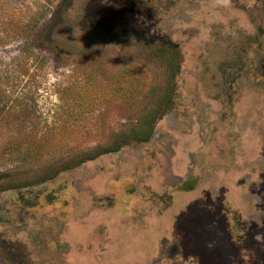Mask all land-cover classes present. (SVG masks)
Segmentation results:
<instances>
[{
    "label": "rangeland",
    "instance_id": "1",
    "mask_svg": "<svg viewBox=\"0 0 264 264\" xmlns=\"http://www.w3.org/2000/svg\"><path fill=\"white\" fill-rule=\"evenodd\" d=\"M8 3L15 7L14 19L32 22L39 31L44 28L57 50L64 49L72 55L59 58L61 53L42 49L33 42L6 38L0 43V90L8 99L4 109L13 110L12 100L29 96L28 102L25 101L27 111L21 115L25 129L18 124L17 131H31L40 122L42 127L65 125L71 137L39 161L17 162L2 168L0 185L2 182L27 184L50 177L59 168L76 166L91 150L109 148L116 139L130 134L142 116L155 107L164 88H168L166 60L155 51L162 44L177 45L184 55L178 78V107H183L191 116L174 115L158 120L156 132L166 131L174 137L171 146L175 154L172 157L169 154L168 169L155 175L156 188L168 180L181 181L189 167L198 161L196 170L200 167L202 171L200 181L194 197H186L177 213L175 233H181L189 251L195 242L206 257L216 249L214 252H219L221 257L215 260L216 264H240L245 249L249 252L244 258L246 264H264V181L257 189L263 192V215L252 227L258 233H247L245 244L239 246L243 251L229 245L227 238L224 240L226 224L220 212L221 195L216 196L214 188L227 179L230 174L226 172L234 171L230 161L239 166L247 159L250 169L261 158L264 160V85L249 77V83L242 85L235 101L222 104L231 82L228 61L233 50L239 49L246 38L234 36L230 41L216 43L214 31L210 29L212 24L221 22L226 34L238 27L236 24L227 28V23L233 22L232 17L236 15L239 26H243L240 23L247 16L231 7L232 10L230 5H222L220 12L213 6L201 5L186 10L193 27L178 16L175 20L183 23L174 28L173 24L164 23L163 0H9ZM175 29L180 33H174ZM260 53L259 50L250 55L247 65L251 63L254 67L253 56L257 58ZM74 54L82 56L76 59ZM120 61L145 71L148 84L136 98L128 91H117L123 83L111 77L110 72ZM75 85L93 89L90 91L97 93L98 104L92 107L85 104L78 113L68 110L69 94ZM3 132L8 136L16 130L10 128ZM155 144L156 140L148 144L133 143L97 161L103 164L114 158L131 162L136 160V154L148 160L150 155L157 156L149 152L159 148ZM158 158L160 163L166 164L168 160L159 153ZM80 169L81 166L61 172L54 179L21 191L0 194V264H92V259L83 260L86 253L81 250L80 238L71 240L65 234L71 226L79 225L80 229L81 220L74 217L75 223L74 220L63 222L68 216L66 195L72 179L81 175ZM106 175H99L102 182L98 176H90L88 184L103 183L109 176ZM247 209L253 210L249 205ZM93 231V236H97ZM59 242L72 247L78 257L67 255V260L60 261L56 254L59 250L52 251ZM42 246H50L51 250L41 254ZM90 255L96 256L97 251Z\"/></svg>",
    "mask_w": 264,
    "mask_h": 264
},
{
    "label": "flooded vegetation",
    "instance_id": "2",
    "mask_svg": "<svg viewBox=\"0 0 264 264\" xmlns=\"http://www.w3.org/2000/svg\"><path fill=\"white\" fill-rule=\"evenodd\" d=\"M163 1L164 4L161 8L164 9L162 15L165 18L164 23L173 24L174 28L176 24L183 23L175 20L178 16L188 21L190 15L186 10L196 9L201 5L202 7L213 6L218 12L222 10V5H230V8L239 10L246 15L247 17L240 23L243 26H239V19H236V15L232 17L233 22L227 23V28L236 24L238 27H235L234 31L228 30L226 34L223 32L224 25L221 22L212 24L210 28L211 31H214L213 40L216 43H221L225 39L230 41L234 36L246 38L239 49L235 48L233 50L234 53L228 61L231 82L226 87V97L222 104L234 102L242 85L250 81L249 77H255L259 84L264 85V0ZM186 25L193 27V22L188 21ZM173 32L180 33L176 29ZM225 35L227 36L225 37ZM259 50L261 53L257 55V58L253 56L252 63L254 67L251 63L247 65L248 57L258 53ZM181 72L182 68L176 76L178 86H180L178 78ZM243 78L245 80H242ZM175 101L174 106L159 119L165 120L168 116L173 118L174 115L179 116L178 118L184 115L191 116L187 112L185 113L183 107L179 109L178 95L175 97ZM157 123L158 121L154 125L149 138L141 142L142 144H148L152 140H156L155 146L159 148H152L155 150L149 152H153L157 156L150 155V158L145 160L144 156H137L138 154H136L134 155L135 161L121 162L110 158L103 164L98 162L97 158L85 161L77 166H81L79 171L81 175L71 181V189L66 195L67 199H65L68 216L64 218L63 222L74 220L75 223L76 219L74 217L81 220L80 229L78 228L79 225H74L69 227L65 234L71 240L80 238V242H83L81 250L86 253L83 260L89 261V259H92V264H216V259L221 260L220 253L214 252L216 249L210 256H204L205 253L200 249L197 242L192 245V251H189V249H186L187 243L182 240L181 233L180 235L175 233L177 229L174 223L178 219L177 213L184 206L186 197H194L193 193L197 190L202 171L200 167L196 170V164H199L196 160V164L189 167L184 179L171 182L168 180L161 185V188H156L158 184H155V175L168 169L169 154H171V157L175 154V150L171 146L174 137L166 131L156 132ZM122 149L123 147L106 155L110 156ZM217 152L219 153L220 150H217ZM158 153L168 159L166 164L158 161ZM193 160L195 162L194 157ZM263 161L261 158L259 162L252 164L250 169H248L247 159H244L239 166H235L230 161L231 168L234 171L226 172L230 174L227 179L214 186L216 196L221 195L220 212L226 224L224 240L227 238V243L232 244L239 251H243L241 247L245 244L248 232L252 235L255 232L258 233L252 228L253 223L255 224L263 215L261 209V194L263 192L257 191L261 182L264 181ZM75 168L68 170V172L74 171ZM103 173L109 175H106V180L103 183H94L91 186L88 184L93 176H98L99 181L102 182L103 179L99 175ZM74 198L78 200L77 204L73 202ZM247 204L253 210L249 211ZM93 213H96V215L90 218L89 216ZM85 217H89L90 220H86ZM260 223H262V220H260ZM93 230H95L97 236H93V233H91L94 232ZM254 238L258 244L257 235ZM58 245L51 247H53L52 251L59 250L56 254L60 261L67 260V255L71 258L78 257L72 247L64 246L61 242ZM188 246L190 245L188 244ZM41 248V254L46 253V250H51L50 246H42ZM95 251H97L96 256L90 255ZM61 252L67 254H61ZM248 253L245 249L242 254L244 257L241 256L240 258V264H246L244 258L248 256Z\"/></svg>",
    "mask_w": 264,
    "mask_h": 264
},
{
    "label": "trees",
    "instance_id": "3",
    "mask_svg": "<svg viewBox=\"0 0 264 264\" xmlns=\"http://www.w3.org/2000/svg\"><path fill=\"white\" fill-rule=\"evenodd\" d=\"M9 0H0V43H3L6 38H22L27 43L33 42L42 49H48L55 53H61L59 58L66 59L72 54L64 49L57 50L54 42L50 40L44 28L41 31L37 30L32 22L25 21L23 18L15 17V7L10 5ZM8 19L5 20L3 17ZM13 17V19H12ZM97 23V22H93ZM156 53L161 54L166 60L168 68V88H164L163 96L158 97V102L152 110L145 113L139 123L131 130L130 134L122 135L116 139L109 148H96L86 153L76 166H68L57 169L50 177L34 182L16 183L4 182L0 185V194L7 191H21L24 187L43 183L54 179L61 172L68 171L77 167L81 163L97 159L107 153L115 152L121 147L131 145L133 143H141L146 141L156 122L164 115L166 111L171 109L175 104L177 97V80L176 76L182 68L183 53L178 46L172 44H162ZM76 59L82 54H74ZM92 57H98L97 54H92ZM111 77L121 81L123 84L117 87V91H128L132 97L139 96L147 87V78L145 71L135 64L120 61L115 67H112L110 72ZM74 90L69 94L70 102L67 104L68 110L78 113L83 106H95L98 104V95L90 90L83 89L78 86H73ZM87 90V91H86ZM29 96L23 98H15L12 103L13 110H5L7 97L0 90V170L7 165L17 162H32L39 161L50 155L58 147H61L71 137V131L66 126H40V122L36 123L35 128L31 131L22 133L15 128L20 125L21 129H25V121H22L21 115L27 111V102ZM21 99V100H20ZM27 101V102H25ZM12 107V106H11ZM10 108V107H9ZM20 116V118L18 117ZM19 127V128H20ZM41 127V129L39 128ZM14 128L16 132L13 135L6 136L3 131Z\"/></svg>",
    "mask_w": 264,
    "mask_h": 264
}]
</instances>
